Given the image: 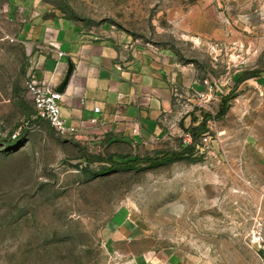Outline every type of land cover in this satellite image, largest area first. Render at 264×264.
I'll return each mask as SVG.
<instances>
[{"label": "rangeland", "instance_id": "1", "mask_svg": "<svg viewBox=\"0 0 264 264\" xmlns=\"http://www.w3.org/2000/svg\"><path fill=\"white\" fill-rule=\"evenodd\" d=\"M6 1L0 264H119L105 241L130 225L155 251L198 255L207 264H264V0H47L86 30L120 32L167 54L203 86L179 89L173 140L133 150L148 157L192 144L189 157L107 173L113 164L83 155L128 150L87 140L83 151L34 119L26 90L31 54L7 18Z\"/></svg>", "mask_w": 264, "mask_h": 264}, {"label": "crops", "instance_id": "2", "mask_svg": "<svg viewBox=\"0 0 264 264\" xmlns=\"http://www.w3.org/2000/svg\"><path fill=\"white\" fill-rule=\"evenodd\" d=\"M5 6L7 18L18 26V40L31 54L30 73L52 77L58 88L73 65L59 93L66 125L76 129L68 137L75 146L84 151L87 140L115 144L128 150L125 156H112L120 160L136 155L133 150L156 149L180 132L174 87L200 90L203 86L167 54L141 46L120 32L86 30L47 0H7ZM135 231V226H124L106 238V248L119 264H207L198 255L155 251ZM260 252L264 261V242Z\"/></svg>", "mask_w": 264, "mask_h": 264}, {"label": "built area", "instance_id": "3", "mask_svg": "<svg viewBox=\"0 0 264 264\" xmlns=\"http://www.w3.org/2000/svg\"><path fill=\"white\" fill-rule=\"evenodd\" d=\"M179 89L180 87L175 85L174 95L178 101ZM26 90L36 111L34 119L48 121L57 134L61 136L70 137L75 133L76 129L72 126H67L62 116L60 109L61 94L57 91V84L52 77L43 76L42 78H37L33 73H29L26 81ZM94 110L99 112L100 108L96 107ZM92 122L96 123L97 119L93 118ZM207 140V136H204L203 141L207 142Z\"/></svg>", "mask_w": 264, "mask_h": 264}, {"label": "trees", "instance_id": "4", "mask_svg": "<svg viewBox=\"0 0 264 264\" xmlns=\"http://www.w3.org/2000/svg\"><path fill=\"white\" fill-rule=\"evenodd\" d=\"M240 80H242V74H239L238 76V81ZM229 97H230V94L223 95L221 114H224L226 112V109L228 107ZM192 150H193V145L188 144V145L181 146V148L177 152H174V153L166 152V153L158 154L156 156H148V157H140V156L134 155V156L122 158L120 160H115L112 157L111 158L94 157L88 154H84L83 157L88 161H91L92 159H94V160L104 161V162L113 164V167L111 166L110 169L106 168L102 171L103 173H107L119 167L120 168L121 167L132 168L138 163H142V164L150 163L154 165H159V164L166 163V162H173L177 160L186 159L187 157L191 155Z\"/></svg>", "mask_w": 264, "mask_h": 264}, {"label": "water", "instance_id": "5", "mask_svg": "<svg viewBox=\"0 0 264 264\" xmlns=\"http://www.w3.org/2000/svg\"><path fill=\"white\" fill-rule=\"evenodd\" d=\"M72 69H73V65L70 64V68L66 74V77L65 79L62 81V83L59 85V87L57 88V91L58 92H63L65 86L67 85L68 81H69V78H70V75L72 73Z\"/></svg>", "mask_w": 264, "mask_h": 264}]
</instances>
